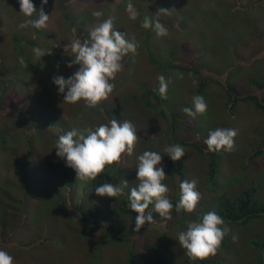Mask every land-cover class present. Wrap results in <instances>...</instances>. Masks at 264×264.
Segmentation results:
<instances>
[{
    "label": "rangeland",
    "instance_id": "rangeland-1",
    "mask_svg": "<svg viewBox=\"0 0 264 264\" xmlns=\"http://www.w3.org/2000/svg\"><path fill=\"white\" fill-rule=\"evenodd\" d=\"M32 2L36 5L38 14L41 0ZM128 2L129 0H48V4L44 6L45 12L51 15L48 26L42 29L32 26L20 29L18 25L21 22L37 19L38 16L25 17L20 12L19 0H0V118L6 117L10 112L9 117L4 120V129L7 132L20 131L27 140L38 130L37 135H40L34 138L37 145L31 154L32 162L40 155L35 160L36 166L28 169L27 173H15L18 177L12 173V178L17 180L13 185L18 187L17 182L24 174L30 176V179H36L31 183L34 190H37L41 180L48 182L49 187L51 182L67 185L69 181L71 187H74L75 195L77 191L79 195L87 191L92 182L91 186L96 188L105 182L118 184L127 180L128 188L124 190L126 195L115 198L99 196L93 191L91 202L86 200V204L92 206H97L104 200L106 204L100 211L103 212L106 222L111 225L117 222L114 227H118L120 231L122 228L124 231L134 229L133 233L127 234L130 242L120 244L109 240L113 231L98 229L96 236L106 238L107 241L99 250L94 248L97 251L94 250L93 255L100 256L97 264H151L152 255L160 256L169 246L177 248L171 254L184 262L186 250L177 241L178 233L186 230L187 222L201 220V211L210 212L211 202L214 200L204 186L206 181L203 179L207 174L210 158L208 155H197L190 145H181L185 155L174 162L175 172H171V158L166 154L165 148L175 145L169 144L170 139H176L178 144L180 140L205 141L212 130L235 129L238 135L234 138L233 150L220 151V184L233 187V184H238L239 178L243 179L247 174L258 176L264 172V152L255 160L248 159L249 154L259 149L262 144L264 150V113L244 103L237 104L233 110L235 112H231L225 105L227 91L220 85L235 84L243 95L257 93L256 95L264 98V93H260L258 87L252 83V80L264 81V0H131L139 12L136 20L130 19L126 11ZM159 8L170 11L158 17L168 29L169 35L165 37H157L152 28L145 29L141 26L146 16L157 19ZM94 10L102 11L104 15L95 18L92 16ZM109 16L115 17L116 30L126 33L129 40L134 37L138 44L136 54L129 53L122 61V70L114 81H110L115 84V89L107 100L95 108L87 107L84 100L65 103L58 87L53 83V77L62 75L68 78L78 70V65L69 68L66 63L72 59V41L90 40L89 30ZM25 42L31 44L26 45ZM35 47L51 54L37 57L33 52ZM21 58L24 59V64L20 63ZM159 75H163L168 83L166 99L158 92ZM204 77L209 78V83L201 96L208 108L206 113L197 114L193 118L183 109L187 107L194 110L193 97L198 96ZM3 79L7 80L6 85L2 84ZM26 85L28 92L23 88ZM159 99H162V103H159ZM216 108L222 112H216ZM112 119L120 122L127 120L135 126L139 140L133 154L124 155L118 163L106 165L111 168L108 174L102 173L95 181L77 180L75 170L67 167L64 159L52 154L57 152L56 140L59 135L72 129L84 130L86 133L89 130L94 131L100 124H107ZM169 122L171 127L173 125L172 131L175 129L176 133L167 134ZM24 125L28 127L24 130L17 129ZM185 125L195 126L199 132L195 128L185 130ZM51 126V130H48ZM1 131L3 129L0 127ZM2 142L5 145L4 151L1 150ZM29 150L32 152L30 148H14L9 135H5L4 140L0 137L2 175L10 176L13 164L22 155L26 156L27 152L29 159ZM146 150L163 155L161 166L167 175L163 183L169 187L167 195L171 201L175 197L179 198L180 194L177 192L180 191L178 185L182 182L181 174L185 176L184 180L191 181L195 178L198 185L200 184L197 190L202 199L196 210L192 213L182 211L178 215V221H174L177 215L173 208V227L170 232V222H166L168 220L150 224L146 230L142 227L136 232L133 219L128 215L123 216L126 219L123 225L122 220L118 221V215L114 214L116 205L121 207L130 204V194L127 192L139 184L137 157ZM124 157L126 159L123 162ZM261 179L264 181V175ZM261 179L257 181L261 182ZM12 189V186H7L8 191ZM262 193L264 195V189ZM54 199H45L35 207L24 202L25 208L30 206V223L37 230L29 232V240L26 241L21 235L22 222H16V226L11 227V232L8 224H3L0 234L6 238L0 250L10 254L14 258V264H96L95 257H89L90 254L84 257L82 247L77 246L74 237L66 236V244L61 243L58 227L55 228L57 238L51 239L48 236L52 232L51 224H55V206L61 201L65 203L66 196H59V200ZM83 201L82 197L75 200L74 208ZM4 204L7 207L12 205L9 202ZM68 207L72 210L71 203ZM19 215H23V218L26 216L17 212L15 221L20 218ZM72 222L69 219V223ZM40 224L46 226L45 234L40 232ZM227 226L230 232L224 237L223 244L221 243L216 255L209 256L206 260L222 264H256L262 254L252 243L254 238H264V220L254 225L250 223L246 227ZM30 236L34 239L31 240ZM233 236L236 237L235 240ZM164 238L159 248H155L150 241Z\"/></svg>",
    "mask_w": 264,
    "mask_h": 264
},
{
    "label": "clouds",
    "instance_id": "clouds-1",
    "mask_svg": "<svg viewBox=\"0 0 264 264\" xmlns=\"http://www.w3.org/2000/svg\"><path fill=\"white\" fill-rule=\"evenodd\" d=\"M19 4L20 12L25 17L38 16L37 19H27L21 22L18 25L20 29L29 26L42 29L48 26L51 15L47 14L44 9V6L48 4V0H41L38 14L36 5L32 0H19ZM126 11L132 20H136L139 16V12L131 0L126 6ZM169 12L166 8H159L156 13L157 19L153 20L146 16L141 26L145 29L152 28L157 37L168 36L167 27L159 21L158 17ZM103 15L104 13L99 10L92 12V16L95 18H100ZM114 23L115 17L109 16L98 26L89 30L90 40L81 41V39H76L72 41V59L66 63L69 68L78 65V70L68 78L62 75L53 77V83L58 87L65 103H76L84 100L87 107L95 108L113 93L115 84L110 81H114L117 74L122 70L124 58L129 53L136 54L138 48L134 37L132 40L127 39V34L116 30ZM33 52L37 57L51 54V52H46L40 47H35ZM20 63L24 64L23 58L20 59ZM25 74L28 75L26 72ZM158 81V92L162 98L166 99L168 90L166 78L159 75ZM23 88L28 92L27 85ZM193 106L194 110L187 107L183 109L188 116L193 118L197 114L203 115L208 108L203 96L193 97ZM51 128L52 126L48 130H51ZM237 135L238 132L235 129L217 128L209 132L204 143L209 151H232L235 144L234 138ZM138 140L137 130L130 121L120 122L112 119L107 124H100L94 131L89 130L86 133L84 130L72 129L59 135L55 149H57L56 155L66 161V166L75 170L77 180L95 181L102 173L108 174L111 168L106 167V165L120 162L124 155L131 156ZM1 150L4 151L3 145ZM165 152L174 162L185 155L184 148L179 144L167 146ZM125 159L124 157L123 162ZM137 160L138 165L136 168L139 184L127 192L130 194V204L122 205H127L133 212L138 213L135 217L136 232H139L146 223H153V213H158L161 218L171 219L174 207L177 213L181 210L188 213L196 210L199 201L202 199L201 193L197 190V179L193 178L189 181L181 178L182 182L178 185L180 191L177 192L180 193V198L173 205L172 202L176 200V197L172 201L169 199L167 195L169 187L163 183L167 177L164 167L161 166L163 155L156 151L146 150L137 157ZM11 171L14 170L11 168ZM0 176H3L2 173ZM3 178L11 180L12 177H7L5 174L0 178V195L3 194L6 202L17 203L20 195L18 188L13 185L14 182L12 183V181L11 184L3 183ZM92 183L90 186L88 185V190L81 194V196H87L86 200L88 201L92 199L91 194L93 191L99 196L117 198L126 195L124 190L128 188L127 180L118 184L105 182L96 188L91 186ZM8 185L13 187L11 191L7 190ZM100 221L109 225L103 217H99L96 227H99ZM110 226L114 227L115 225ZM111 231L114 232L115 230L111 229ZM40 232L45 234L46 231L41 229ZM229 232L230 228L225 224L223 217L215 211H210L204 214L201 220L187 222L186 230L178 233L177 241L186 250V255L190 259L204 260L209 256L216 255L224 237ZM232 238L233 240L236 239L235 236ZM0 264H14V258L6 251L0 250Z\"/></svg>",
    "mask_w": 264,
    "mask_h": 264
},
{
    "label": "trees",
    "instance_id": "trees-1",
    "mask_svg": "<svg viewBox=\"0 0 264 264\" xmlns=\"http://www.w3.org/2000/svg\"><path fill=\"white\" fill-rule=\"evenodd\" d=\"M25 44L30 45L31 43L25 42ZM15 75L19 76L17 73H15ZM204 78L205 79L202 81L203 84L198 90V96H201L204 93L206 86L209 83V81H207L209 78H206V77ZM18 80L23 81L21 79H18ZM6 81H7L6 79H3L2 84L4 83V85H6L5 83ZM252 83L258 87V90L260 91V93H264V81L252 80ZM220 85L223 88H225L227 91L226 96L228 95L229 99L227 97L225 101V105L228 106L231 112L236 108L237 104L244 103L247 105H252L255 109L261 110L264 113V98H262L259 95H256L257 93H248L247 95H243L239 87L235 84L230 85L226 83V85H223L222 83H220ZM233 92H235V94ZM159 103H162V99H159ZM216 112H222V110L216 108ZM9 115H10V112H8V115L6 117L1 116L0 118V127L3 129V131L0 132L1 140L2 139L4 140L5 135H9L12 138V144L14 148L19 147L20 150L30 148L32 150V152L29 150V153H30L29 159H28V152H27L26 156L22 155L21 159L18 158L16 160V162L13 164L14 167H12L14 171H12L10 174V178H11L12 173L19 174V172H22V171L26 172L28 171V169H33L36 166L35 160L40 155H37L36 159L32 162L31 154L35 151L36 145H37V141H34V138L40 135H37V133L39 132L38 130L35 135L30 136V139L27 140V137L22 135L20 131L18 132L14 130L13 131L14 133L5 131L4 120L5 118L9 117ZM174 116L176 118V114H174ZM19 122H21V120H19ZM173 122H174V119H173ZM175 122H177L176 119H175ZM184 123L186 122H181V124H184ZM26 127H28V125L19 126V128L17 129L24 130ZM168 127L169 128L166 130L167 134H169L170 132H173V134L177 132L175 129L172 131L173 125L171 127L170 122H169ZM186 128L189 130H193L195 126L188 127L185 125V130ZM195 130L196 132H199V129L197 127L195 128ZM21 136H23V138H21ZM3 142L5 144V141ZM4 144H3V147H5ZM169 144H178V143L176 142V139H173V140L170 139ZM179 145H190L192 150L195 153H197V155H208L210 158L208 171H207V174L203 176V179L206 181L204 186H206L207 191H209L211 195H213V198H214V200L211 202V211H215L218 215L223 217L226 225L246 227L250 223L252 225L257 224V223H262V221L264 220V195L262 193V190L264 189V181L261 179V177L264 175L263 174L264 172L260 173V175L258 176H255V175L252 176V174H247L243 179L239 178V180H237L238 184H233L234 188L232 186L227 187L224 183L222 185L219 182V180H221L220 178L222 177L218 175L219 160L221 157L220 151L218 152L209 151L204 141L193 140V141L187 142V140L186 141L180 140ZM204 148L206 149L204 150ZM261 152L262 153L264 152L263 144L260 146L259 149L254 151L252 154H249L248 159H250V161L255 160ZM52 154H56V153L52 152ZM19 160H21L20 163H19ZM170 166L171 168L169 171L175 172L174 161H172L171 159H170ZM16 174L15 176L18 177V175ZM181 176H182V180H184L185 176L182 174ZM33 179L34 178L30 179V176H24V174L22 175L20 180L17 182L18 192L20 193L19 199L17 203L12 204L11 207H7L6 204L3 205L4 202H6V199L3 197V194L0 195V200H1L0 229L1 227H3V224H8V227L10 230L11 227L14 228L16 226V222L17 223L22 222L20 225L21 227H23L21 231L22 234L20 233V231L19 233L23 236L22 238L23 240H26V241L29 240V236H28L30 235L29 232L31 231L36 232L35 230H37V228L35 230L33 229L30 223V219H31L30 216L32 212L28 211V208H30V206L25 208L24 202L33 204V207H35L41 204L43 200L45 199L48 200L51 197L53 201L55 200L54 198L59 200V196L63 195V196H66V202L62 203L61 201L57 203V205L55 206L56 211H57L56 216L53 218L54 219L53 223L55 224H51L52 232L48 233L49 234L48 236L51 239L58 237V235H56L55 233V228L58 227L59 232H61V237L59 239L61 243L66 244V242L68 241L66 240V236H68L69 238L74 237L73 240L75 243H77V246L79 247V245H81L84 257L90 254L89 257L90 256L95 257L94 259L96 261V264L97 262L100 261V256L97 257V255H93V254L95 253V251L99 250V248L105 243V241H107L106 238L103 239L99 236H96L98 229L101 228L102 231H108V230L111 231V229L115 230L116 232L114 231V233L111 234L112 236L109 237V240L115 243L120 244V243L130 242L127 234L130 235L131 233H133L134 232L133 228H131L130 230L127 229L126 231H124V229L122 228V230L118 232L117 231L118 227L117 228L111 227L110 226L111 224L107 225L106 223L102 221L99 222V227H96L98 218L101 216L103 217L104 215L103 212L100 211V209H103V207L106 204L104 200L100 201L97 206L86 204L87 196H81V194L78 195L77 193L75 195L74 187H71L69 181L66 186H63L62 184L61 185L52 184L51 182V187H49L48 182H43V180H41V184H38L37 190H34L31 184ZM257 179H261V182H258ZM11 181L12 183L13 182L15 183L17 180L13 178H11V180L8 178H3L2 180V182L6 184H11ZM198 186H200V184L197 185V187ZM81 197L84 200L83 203H78L74 208V204H76L74 201L78 200ZM179 198H180V195H179ZM179 198L172 202L173 205L177 203ZM70 203H71L72 210L68 207ZM95 207H98V209L96 210ZM174 210H175V207H174ZM182 211L183 210H181L179 213L175 211V215H177V217L174 221H178L179 216L182 214ZM17 212H20V213L22 212L26 214L25 218H23V215L21 217L19 215L20 218L15 221ZM114 214L115 216L118 215L116 217H118V221L119 219L122 220L123 225L126 223V219L123 216L128 215L131 219L135 221V217L138 215V213L133 212L132 209L128 207L127 205L121 206V207L120 205H116ZM204 214L206 213L201 211L200 213L201 219ZM153 216H154L153 223L168 220L166 221L167 223L170 222L169 223L170 227L168 228V232L172 230L173 221H171V219L161 218L158 213H153ZM69 219L72 220L73 222L69 223ZM1 220L3 221V223ZM148 225L150 224L146 223L143 226L145 230L148 227ZM59 226H61V228ZM21 227H20V230H21ZM39 227H42V229L44 230L46 228L44 224H40ZM13 228L11 230H13ZM11 230L9 232H11ZM124 232L126 235L124 234ZM8 234L10 235V233ZM4 238L6 237L3 234H0V246L3 245ZM32 239L34 238L31 237V240ZM164 240L165 238L160 239V240L150 239V241L154 243L155 248H159ZM253 241L254 242L252 243V245L255 247L256 250L261 251V254H262L258 258V261H256V264H264V238H262L261 236L260 238H254ZM94 248H96L97 250ZM173 249L174 248H171L169 246V248L167 247L160 256L159 254H156L155 256L152 255L150 259L151 264H222L221 262L220 263L219 262L210 263L206 259L192 260L187 255H186L185 261L181 262L179 259L175 258V256L171 254ZM132 258L130 259L132 260Z\"/></svg>",
    "mask_w": 264,
    "mask_h": 264
}]
</instances>
